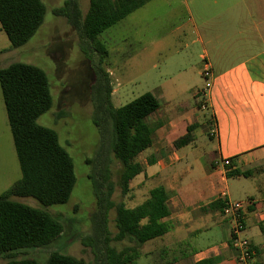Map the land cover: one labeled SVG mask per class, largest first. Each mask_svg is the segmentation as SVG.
I'll list each match as a JSON object with an SVG mask.
<instances>
[{
	"label": "rangeland",
	"instance_id": "rangeland-1",
	"mask_svg": "<svg viewBox=\"0 0 264 264\" xmlns=\"http://www.w3.org/2000/svg\"><path fill=\"white\" fill-rule=\"evenodd\" d=\"M64 1L42 0L46 8L43 22L22 46L11 47L6 34L0 30V68L13 62H23L36 65L46 73L52 105L38 117L37 122L57 133L58 142L70 155L74 166L76 180L66 203L44 206L30 197H11L45 209L63 224V232L49 245L34 251L25 250L16 256V259L31 256L42 263L52 250L93 261L91 249L84 246L81 240L92 230L91 217L97 203V173L101 177L105 174L108 176L112 187L109 200L115 204L122 202L127 207L135 205L145 199L148 190L140 186L137 192L133 188L122 193L120 175L123 165L109 147L110 123L106 122L103 129L99 130L93 120L92 65L99 63V54L90 52V49L83 50L77 32L66 17L53 12ZM77 1L84 15L89 0ZM185 19L183 0H150L97 36L95 41L101 42L107 50L101 66L109 74L110 100L114 107L124 105L158 85L166 89L165 95L159 98L160 107L168 108V104L173 101L183 102V105L194 104L193 88L199 90L195 105L197 109L200 107L205 100L202 92L206 91L209 84V79L200 74L203 63L201 50L203 47L210 48L206 43L207 37L222 34L223 28L207 26L202 21L192 24ZM185 51L194 56L188 63L181 59ZM183 67L185 71L180 70ZM165 72H169L172 78L166 79ZM118 85L119 95H112V89ZM212 116L207 109H202L200 123L192 131L194 145L179 148L180 154L190 153V161L196 154L204 155L207 150L213 149V136H210L213 125L208 122L209 118L213 120ZM142 157L137 156L136 161H141ZM20 176L0 90V194ZM140 177L142 173L135 176V180ZM102 190L106 192L105 183ZM107 227L111 235L116 233L114 207L107 213ZM128 244L127 240L112 241L117 249ZM140 250L135 264H156L158 253L152 243L141 245ZM0 264H7V259L0 257Z\"/></svg>",
	"mask_w": 264,
	"mask_h": 264
},
{
	"label": "trees",
	"instance_id": "trees-1",
	"mask_svg": "<svg viewBox=\"0 0 264 264\" xmlns=\"http://www.w3.org/2000/svg\"><path fill=\"white\" fill-rule=\"evenodd\" d=\"M150 0H89L82 15L77 0H65L53 9L56 15L66 17L77 32L83 50L99 54V63L92 65L91 99L93 120L102 130L110 123V149L122 163L120 187L128 190L129 182L143 170L136 161L137 155L152 145L155 130L160 125L147 121L160 104L149 91L142 93L119 107L110 100L109 74L101 66L107 50L97 36L118 23ZM46 8L42 0H0V30L6 34L13 48L24 45L43 22ZM91 42H94L93 44ZM92 44V46H90ZM0 90L6 117L12 135L14 150L21 176L0 194V257L7 264H135L140 247L146 241L162 236L169 225L160 221L167 214V193L162 187L150 190L149 196L135 207L109 200L112 187L108 176L95 180L97 203L92 214V230L81 243L89 247L93 261L52 250L45 262L26 256L16 259L25 250H36L53 242L62 232L63 224L42 208L12 199L30 197L44 206L66 203L75 184L73 161L58 142L57 133L37 122L38 117L52 105L50 85L46 73L36 65L13 62L0 68ZM199 103V102H198ZM199 105V104H198ZM187 133L174 141L175 147L188 144L192 137ZM152 163V160H148ZM249 171L234 170L228 176L250 175ZM103 183L106 192H103ZM101 195L103 197H101ZM227 201L215 199L210 208L222 210ZM115 208L117 231L111 235L107 227V213ZM127 240L128 245L117 249L112 241ZM253 248V247H252ZM206 259L194 264H211Z\"/></svg>",
	"mask_w": 264,
	"mask_h": 264
},
{
	"label": "crops",
	"instance_id": "crops-1",
	"mask_svg": "<svg viewBox=\"0 0 264 264\" xmlns=\"http://www.w3.org/2000/svg\"><path fill=\"white\" fill-rule=\"evenodd\" d=\"M183 7L186 22L223 28L222 34L207 37L210 48L203 47L200 54V74L205 62L211 71L204 102L215 119L216 135L213 149L196 154L192 161L189 152L180 154V147L174 146L188 126H193L192 139L186 145H194L192 131L202 112L195 105L196 88L192 89L194 104L173 101L148 117L150 123L160 125L152 145L137 155L143 156L137 161L143 167L142 177H133L128 189L137 192L140 186L147 187L146 200L151 189L164 188L167 214L160 221L169 228L144 244L152 243L157 250L156 264H194L206 259L211 264H237L230 222L210 204L217 198L239 200L245 204L243 236L255 250L252 264H264V0H183ZM182 53L186 63L194 57L191 52ZM165 74L166 79L172 78L169 72ZM112 90V95H119V85ZM165 91L158 85L149 92L159 101ZM224 158L230 160L229 165L221 163ZM234 170L251 174L227 175Z\"/></svg>",
	"mask_w": 264,
	"mask_h": 264
},
{
	"label": "built area",
	"instance_id": "built-area-1",
	"mask_svg": "<svg viewBox=\"0 0 264 264\" xmlns=\"http://www.w3.org/2000/svg\"><path fill=\"white\" fill-rule=\"evenodd\" d=\"M201 75L209 79L211 77V71L208 64H204ZM209 84L207 85L208 88ZM199 93V92H198ZM197 93V94H198ZM202 94L205 96V92ZM201 109H205V102L200 104ZM213 120L209 118V124L213 125L210 129V136L216 135V122L214 117ZM221 163L224 166L230 164V160L228 158H224L221 160ZM245 204L239 200L227 201L225 206L222 208L221 212L225 217L228 218L230 222V241L233 249L236 252L237 264H252V259L255 254V250L252 248L249 240L243 236V211Z\"/></svg>",
	"mask_w": 264,
	"mask_h": 264
}]
</instances>
